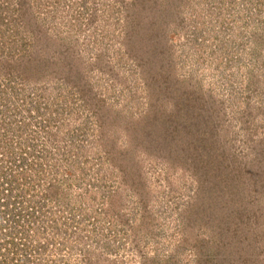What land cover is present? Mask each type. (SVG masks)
I'll use <instances>...</instances> for the list:
<instances>
[{
    "label": "rangeland",
    "instance_id": "374dc122",
    "mask_svg": "<svg viewBox=\"0 0 264 264\" xmlns=\"http://www.w3.org/2000/svg\"><path fill=\"white\" fill-rule=\"evenodd\" d=\"M0 179V264H264V0H0Z\"/></svg>",
    "mask_w": 264,
    "mask_h": 264
},
{
    "label": "trees",
    "instance_id": "16d2710c",
    "mask_svg": "<svg viewBox=\"0 0 264 264\" xmlns=\"http://www.w3.org/2000/svg\"><path fill=\"white\" fill-rule=\"evenodd\" d=\"M21 186H22V184H21ZM16 190H18V187L13 189L12 183L11 184L6 183V185H4V187L0 188V207H2L3 205H6V204H7L6 206H8V207H9V205H11V206L14 205V202H12L10 199L12 197L11 195L19 194ZM5 197L8 198L7 201L6 202H4V201L1 202V200H3V198H5ZM20 201L22 202V200H19V198H15V211H17L16 209H22V208L17 207V203L20 202ZM16 213L12 212L11 214H8V216H7V222H9L8 225H13V226L17 225V224H11V221H10V220H13V222L18 221V217L19 216ZM5 232L9 233V234H12V231H11V233L8 230L5 231Z\"/></svg>",
    "mask_w": 264,
    "mask_h": 264
}]
</instances>
